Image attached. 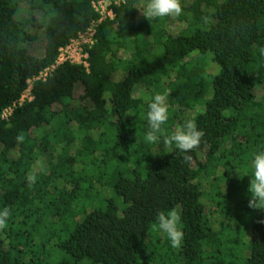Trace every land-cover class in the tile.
Masks as SVG:
<instances>
[{"label":"trees","instance_id":"trees-1","mask_svg":"<svg viewBox=\"0 0 264 264\" xmlns=\"http://www.w3.org/2000/svg\"><path fill=\"white\" fill-rule=\"evenodd\" d=\"M95 1L0 0V264H264L247 192L264 151V0H181L151 22L147 0H127L98 26L88 70L62 63L19 104L99 18ZM157 93L167 134L188 119L205 133L190 162L145 142ZM172 208L179 249L153 229Z\"/></svg>","mask_w":264,"mask_h":264},{"label":"clouds","instance_id":"clouds-1","mask_svg":"<svg viewBox=\"0 0 264 264\" xmlns=\"http://www.w3.org/2000/svg\"><path fill=\"white\" fill-rule=\"evenodd\" d=\"M138 10L150 22L164 17H178L183 13L181 0H147L142 8ZM259 53L264 56V47L259 49ZM148 107V131L144 137L145 142L158 146L162 145L165 150L175 145L181 153L185 154L183 156L184 162H190L192 157L187 153L200 148L205 133L198 129L194 120L188 119L182 127L177 128L170 135L167 134L163 127L169 118V105L166 94L157 93ZM24 139L23 133H19L16 137L18 144L23 143ZM252 168L254 171L247 189L250 194L248 207L253 210L264 211V151L254 154ZM244 176L239 175L241 179ZM36 179V175L30 173L27 177L29 186L35 184ZM10 216L11 212L8 207L0 210V231L8 227ZM180 223L181 214L177 209L172 208L167 212L160 211L158 213L153 229L165 234L171 246L174 249H179L184 239V233L179 227Z\"/></svg>","mask_w":264,"mask_h":264},{"label":"built area","instance_id":"built-area-1","mask_svg":"<svg viewBox=\"0 0 264 264\" xmlns=\"http://www.w3.org/2000/svg\"><path fill=\"white\" fill-rule=\"evenodd\" d=\"M127 0H98L93 3L95 10L99 14V18L93 20L88 27L80 31L76 37L71 39V41L59 48V53L57 59L53 64L42 70L37 76L30 78L27 83L28 86L23 92L19 104H22L27 99H32V88L33 84L37 80H46L49 75H52L54 70L62 63L69 62L72 64H83L86 69L89 68V52L88 49L91 48L97 36V28L102 21L106 19H113L115 17L114 7L125 3ZM16 107V103L8 107L3 112V118L8 117Z\"/></svg>","mask_w":264,"mask_h":264},{"label":"rangeland","instance_id":"rangeland-1","mask_svg":"<svg viewBox=\"0 0 264 264\" xmlns=\"http://www.w3.org/2000/svg\"><path fill=\"white\" fill-rule=\"evenodd\" d=\"M187 3V2H186ZM212 67V66H211Z\"/></svg>","mask_w":264,"mask_h":264}]
</instances>
